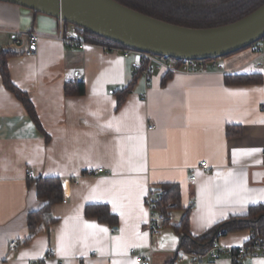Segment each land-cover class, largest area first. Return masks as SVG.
<instances>
[{"label": "crops", "instance_id": "obj_1", "mask_svg": "<svg viewBox=\"0 0 264 264\" xmlns=\"http://www.w3.org/2000/svg\"><path fill=\"white\" fill-rule=\"evenodd\" d=\"M16 32L37 36L30 57L25 40L13 43ZM60 37L83 40L75 27L0 1V51L14 54L5 62L9 80L29 96L44 132L2 83L0 70V264H138L130 249H152L148 264H172L181 240L174 226L187 210L189 234L196 238L264 205L260 43L224 56L219 71L207 64L204 72L182 70L164 81L166 73L152 69L118 107L139 57L94 44L67 47ZM234 74H261L263 81L227 85L225 77ZM77 76L84 95L66 96L65 85ZM201 161L210 171L196 168L191 181L189 169ZM93 169L103 173L84 174ZM50 177L62 183L63 201L51 207L53 224H39L29 238L28 218L46 204L36 195V181ZM166 185L177 186L180 208L168 211L170 223L164 224L154 206V235L146 196ZM94 206L106 207L117 224L87 216L85 209ZM251 236L241 230L218 241L224 248L240 247ZM196 264H264V253L237 263L221 256Z\"/></svg>", "mask_w": 264, "mask_h": 264}, {"label": "trees", "instance_id": "obj_2", "mask_svg": "<svg viewBox=\"0 0 264 264\" xmlns=\"http://www.w3.org/2000/svg\"><path fill=\"white\" fill-rule=\"evenodd\" d=\"M123 6L133 9L143 15L150 16L157 20H163L173 25H180L183 27L191 28H216L218 26L231 24L240 20L246 15L252 13L262 4L264 0H114ZM64 23V22H63ZM67 25V23H64ZM86 43L105 46L122 48L119 44H115L105 37L98 36L90 31H85L75 27ZM259 43V42H257ZM257 43L249 45L248 47L256 46ZM10 51H0V70L2 83L5 87L22 103L24 109L30 116V119L43 132L41 125H39L36 111L30 101L29 96L24 92L17 89L9 80L8 69L5 66L6 60L13 56ZM206 61V60H205ZM205 61H203L205 63ZM144 67L137 68L133 75V82L125 88L118 97L117 106L124 101L125 97L129 94L131 88L137 81L138 77L142 76ZM171 77V73H166L163 80L166 81ZM263 77L261 74H234L225 77L227 85H249L261 84ZM84 84L73 83L66 84L64 94L69 97H76L84 95ZM44 133V132H43ZM230 136V132L226 131ZM166 195L156 203L155 208L159 211V216L164 224H169L168 211L179 207V196L177 186L166 185L163 186ZM63 186L58 178H40L36 181V195L40 199L46 201V204L32 214L28 218L29 238L37 234L39 224L44 223L51 225L54 220L51 216V207L63 201ZM86 215L89 217H96L99 221L116 225V217L103 206L87 207ZM189 210L181 218V223L174 226V231L180 236L179 250H183L190 254H205L213 241L229 233H236L241 230H248L252 234L250 240L246 243L250 248L258 244L264 245V205H256L249 209L248 214L239 217H229L225 221L220 222L208 231L204 232L196 238L189 234ZM255 252L252 251V254Z\"/></svg>", "mask_w": 264, "mask_h": 264}, {"label": "water", "instance_id": "obj_3", "mask_svg": "<svg viewBox=\"0 0 264 264\" xmlns=\"http://www.w3.org/2000/svg\"><path fill=\"white\" fill-rule=\"evenodd\" d=\"M0 1L61 19L128 50L182 60L219 59L264 36V4L231 24L198 29L154 19L114 0Z\"/></svg>", "mask_w": 264, "mask_h": 264}, {"label": "built area", "instance_id": "obj_4", "mask_svg": "<svg viewBox=\"0 0 264 264\" xmlns=\"http://www.w3.org/2000/svg\"><path fill=\"white\" fill-rule=\"evenodd\" d=\"M58 23L64 24L61 19L57 20ZM13 43L15 45H22L23 41L26 44V55L31 56L33 53V48H35L36 43L38 41L37 36L32 33V32H16V34L13 35L12 37ZM60 39L63 41L64 45L67 47H77L79 49H84L87 47L89 44L83 41L82 39L79 38H62ZM260 45V50L261 54H264V36L262 39L259 41ZM105 49L109 51H122L124 56L127 57L129 55L135 54L139 57L138 61V66L139 67H144L143 70V76L147 78L149 74L151 73L152 69H155L157 72H164V73H176V72H181L182 70L184 71H196V72H204L206 69V65H210L211 68L219 71L223 70V66L221 64H218L216 59H207L205 63L203 61H197V60H182V59H175L171 58L166 55H161V56H156L153 54H145L141 52H137L134 50H128V49H122V48H115V47H105ZM138 67V68H139ZM136 69H133L131 71V74H135ZM73 83H83V80L81 77H75L73 79ZM152 127L149 126L148 130L151 129ZM199 168L202 169L205 173H209L210 167L207 165V163L201 161L197 166H194V168L189 169V174H190V180L194 181L195 180V169ZM103 173L102 169H93V170H88L84 174L86 176H93L97 174ZM26 176L29 178L34 177V172L30 169L26 170ZM166 195L165 190L163 188H151L147 192L146 196V204L148 208L152 211V219L149 221V227L151 230H153L154 235L159 234L158 230V221L155 219V208L154 206L156 203L161 201V199ZM12 247L16 246L15 242L11 243ZM262 251L264 253V245L258 244L254 246V248H250L248 245H241L240 247H222L219 243L218 240L213 241L211 244V247L205 254H190L185 251H176L175 254V259L172 262V264H182L185 262V259H187V262L189 264H196L198 261H202L204 258H209L210 260H216L220 258L221 256H227V258L232 262V263H237L239 262L240 258L247 255V254H252V251ZM132 257L135 258L136 262L139 264H148L151 255L154 253L152 249H148L147 252L145 253H137L134 249H130L128 251ZM45 264V262L41 263Z\"/></svg>", "mask_w": 264, "mask_h": 264}, {"label": "snow or ice", "instance_id": "obj_5", "mask_svg": "<svg viewBox=\"0 0 264 264\" xmlns=\"http://www.w3.org/2000/svg\"><path fill=\"white\" fill-rule=\"evenodd\" d=\"M85 227L94 228V227H96V225H94V224H86ZM100 231L101 232H106L107 229L101 228Z\"/></svg>", "mask_w": 264, "mask_h": 264}, {"label": "rangeland", "instance_id": "obj_6", "mask_svg": "<svg viewBox=\"0 0 264 264\" xmlns=\"http://www.w3.org/2000/svg\"><path fill=\"white\" fill-rule=\"evenodd\" d=\"M68 25H70V24H68ZM71 27H75L74 25L72 26V25H70ZM223 59V57H221V58H219V59H216V61L218 62V64H219V62L221 63V60Z\"/></svg>", "mask_w": 264, "mask_h": 264}]
</instances>
